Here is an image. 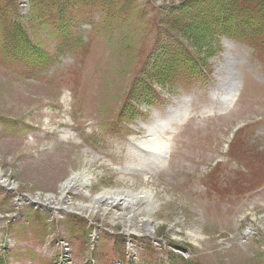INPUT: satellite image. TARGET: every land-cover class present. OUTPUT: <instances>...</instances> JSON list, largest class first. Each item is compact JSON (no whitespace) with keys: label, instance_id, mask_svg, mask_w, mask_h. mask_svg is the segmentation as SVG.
<instances>
[{"label":"rangeland","instance_id":"374dc122","mask_svg":"<svg viewBox=\"0 0 264 264\" xmlns=\"http://www.w3.org/2000/svg\"><path fill=\"white\" fill-rule=\"evenodd\" d=\"M181 1L188 0H79L68 15L72 20H67L58 13L62 0H0V35L11 26L16 29L18 5L24 3L29 10L22 12L21 23L29 37L56 53L45 68L24 65L12 59L7 53L12 48L0 41V174L15 188L0 185V232L10 236L13 245L0 254V264H64L67 248L62 243L70 245L75 264H85L88 247L79 241L86 221L130 243L132 236L150 242L157 249L148 256L150 262L157 257L154 264H264V184L250 181L255 174L250 180L245 176L233 181L241 175L240 166L227 153L235 141L233 155L252 163L256 180L264 179V51L254 55L249 39L241 41L243 48L231 44L236 48L231 50L224 44L223 52L206 63L210 73L208 83L198 85L202 89L159 92L169 112L159 102V111L142 106V118L129 121V110H122L131 74L154 38L153 17L161 16V6ZM34 9L37 17H31ZM163 18L167 25L173 22ZM58 27L64 29L63 39L57 36ZM61 46L63 52L57 53ZM229 68H235L241 85L231 106ZM186 110H192L189 119ZM243 125L249 129L236 141L235 131ZM151 128L161 136L148 131ZM150 133L170 145L165 167L155 165L149 153L135 151L134 144ZM165 160L158 162L164 165ZM217 162L223 165L212 175ZM76 174L81 184H91L89 192L74 185L62 190ZM88 176L94 177L92 183ZM125 190L137 194L135 206L109 204L90 213L94 198ZM65 192L75 200L64 199ZM141 192L150 197H141ZM31 197L67 202L92 216L47 220L52 229L44 235L46 212L27 210ZM15 215L9 227L7 221ZM149 237L154 239L144 241ZM112 245V238L102 239L93 255L95 264H113L108 252Z\"/></svg>","mask_w":264,"mask_h":264},{"label":"trees","instance_id":"16d2710c","mask_svg":"<svg viewBox=\"0 0 264 264\" xmlns=\"http://www.w3.org/2000/svg\"><path fill=\"white\" fill-rule=\"evenodd\" d=\"M47 1L49 3L50 0ZM41 3L44 6V2ZM77 3L79 0H62L59 15H67V20H72L68 15L78 6ZM35 16H38V12ZM15 18L13 25L16 29L12 26L9 27L12 30L4 29L0 41L12 48L13 52L9 53L13 57L33 62L36 43L25 34V26L18 20V14ZM173 21L183 25L188 47L202 50L215 35L256 36L264 33V0H193L180 6L178 17Z\"/></svg>","mask_w":264,"mask_h":264},{"label":"bare ground","instance_id":"6f19581e","mask_svg":"<svg viewBox=\"0 0 264 264\" xmlns=\"http://www.w3.org/2000/svg\"><path fill=\"white\" fill-rule=\"evenodd\" d=\"M185 116H187V114H185ZM152 132H154V131H152ZM144 141H148V142L144 143ZM144 141L138 144L139 147H140V144H141V147H140L141 149H143L145 151H148V152L160 151L161 157H160V155L158 156V158H160L159 161L161 162V160H165L166 152H167L168 148L170 147L169 144H167V143H159L158 142V137H152V138L150 137V139L148 138V139H146ZM158 164L160 166H164L163 164H160L159 162H158ZM0 177H1V174H0ZM80 178H81V176L77 175V174L75 176L71 177L70 179H68L63 184V186H62L63 189L62 190L63 191H68L69 189L72 188L71 186L75 185V183H77V182H80L79 181ZM85 183H88V181L87 182L85 181ZM140 195H142L141 197H143V196H146L147 198L150 197L149 194L146 193V192H141ZM100 196L94 198V204L90 205L91 206V212L90 213H94L96 210H98L100 208L102 209L105 206L107 207L109 204H114L115 206L117 204L118 205L120 204V205L125 206V207L126 206L127 207H132V206H135L134 205L135 202L139 199L137 197V194L135 195L130 190H125L123 192L122 191H112V192L106 191L104 194H102ZM101 206H104V207H101Z\"/></svg>","mask_w":264,"mask_h":264}]
</instances>
